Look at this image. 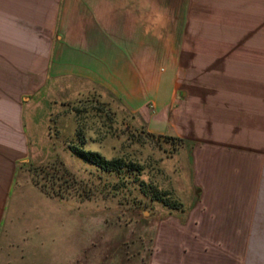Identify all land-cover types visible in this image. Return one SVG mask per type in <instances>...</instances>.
Here are the masks:
<instances>
[{
    "label": "crops",
    "instance_id": "1",
    "mask_svg": "<svg viewBox=\"0 0 264 264\" xmlns=\"http://www.w3.org/2000/svg\"><path fill=\"white\" fill-rule=\"evenodd\" d=\"M79 83L190 155L198 196L153 215L133 264H264V0H0V230L17 179L40 188L25 109ZM14 238L0 264H28Z\"/></svg>",
    "mask_w": 264,
    "mask_h": 264
},
{
    "label": "rangeland",
    "instance_id": "2",
    "mask_svg": "<svg viewBox=\"0 0 264 264\" xmlns=\"http://www.w3.org/2000/svg\"><path fill=\"white\" fill-rule=\"evenodd\" d=\"M40 98L25 109L29 151L20 173L48 196L32 183L20 188L17 179L0 244L9 229L14 239L28 238V264H69L78 255L81 264H133L141 247L149 248L153 215L186 208L189 196H198L189 190V152L151 136L106 91L79 83ZM72 145L142 170L131 177L105 172L74 155Z\"/></svg>",
    "mask_w": 264,
    "mask_h": 264
},
{
    "label": "trees",
    "instance_id": "3",
    "mask_svg": "<svg viewBox=\"0 0 264 264\" xmlns=\"http://www.w3.org/2000/svg\"><path fill=\"white\" fill-rule=\"evenodd\" d=\"M149 134L151 136H156V137H166L170 139L174 144H178L180 146L184 144V140L182 138L173 137V136H157L152 133H149ZM81 144H84V141H81ZM71 151L74 155L78 156L79 158L83 159L86 162H89L97 166L101 170L105 172L113 173L119 176L126 175L127 177H131L132 174H135L138 171L142 170L141 167L123 158L107 159L96 151L84 149L82 145H79V146L72 145ZM40 188L43 191H45L42 187ZM155 196H156L155 199H159L160 201H163L164 203L165 200H162L158 192H155ZM164 204L166 205V202Z\"/></svg>",
    "mask_w": 264,
    "mask_h": 264
}]
</instances>
